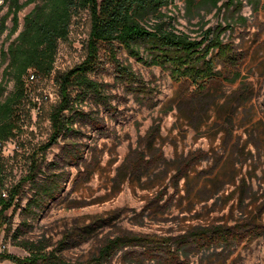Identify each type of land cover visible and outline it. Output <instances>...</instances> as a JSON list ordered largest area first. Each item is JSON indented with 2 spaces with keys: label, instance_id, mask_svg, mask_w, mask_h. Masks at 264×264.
I'll return each mask as SVG.
<instances>
[{
  "label": "rangeland",
  "instance_id": "obj_1",
  "mask_svg": "<svg viewBox=\"0 0 264 264\" xmlns=\"http://www.w3.org/2000/svg\"><path fill=\"white\" fill-rule=\"evenodd\" d=\"M33 6L19 12V30ZM239 8L203 9L201 18L188 17L185 0L167 9L191 37L201 23L206 29L231 21L223 37L235 62H219L220 76L200 88L175 82L168 70L136 60L118 44L100 45L90 75L99 96L74 101L83 116L44 150L59 100L57 77L87 54L89 13L72 19L52 73L35 77L20 106L21 132L0 147L5 187L18 191L1 219L0 254L24 258L18 243L41 240L46 251L84 263L107 241L128 239L106 264H264V0L256 10L246 0ZM4 67L0 58V83ZM120 67L137 82L128 83ZM12 90L9 82L0 102ZM29 178L53 179L57 187L34 212L25 209L33 193ZM214 229L225 231V241L192 237ZM179 236L186 240L177 245L134 241Z\"/></svg>",
  "mask_w": 264,
  "mask_h": 264
},
{
  "label": "trees",
  "instance_id": "obj_2",
  "mask_svg": "<svg viewBox=\"0 0 264 264\" xmlns=\"http://www.w3.org/2000/svg\"><path fill=\"white\" fill-rule=\"evenodd\" d=\"M240 1L185 0V13L191 18H201L199 11L203 9L207 12L215 10V13L222 6L240 9ZM246 1L256 10L260 0ZM173 3L174 0H5L3 6H7V10L0 17V58L5 64L0 90L3 93L9 82L13 83V90L0 102V147L21 132L19 109L27 99L30 85H33L27 80L29 73H34L37 78L48 77L52 73L58 44L67 40L72 19L81 11H87L90 16L87 54L80 64L57 77L59 100L49 116L51 134L44 150L73 132L74 120L83 116V111L74 107V101L81 103L88 95L99 96L101 87L90 75L98 62L102 44H118L136 60L168 70L175 82L186 80L197 88L206 80L220 76L221 72L217 70L219 62L233 65V45L224 41L223 37L232 28L231 21L226 20L206 29V23H201L199 35L191 37L178 30L174 18L168 15L167 9ZM31 4L34 6L23 17L19 30L18 14ZM9 18L11 27L7 25ZM120 70L128 83L137 82L133 72L125 67H120ZM29 180L33 193L25 209L34 212L43 202L53 198L57 187L53 179L43 182H36L34 178ZM5 184L0 170V229L3 213L13 206L18 195L17 190L8 191ZM226 236L225 231L220 229L192 234L193 238L204 241H225ZM147 240L155 243L153 245H177L186 237L179 236L172 241L153 237L134 239L137 243H147ZM126 241H107L96 257L84 263H71L53 251H46L41 240L21 241L18 246L27 253L26 257L3 253L0 260L16 264H106L109 256L124 247Z\"/></svg>",
  "mask_w": 264,
  "mask_h": 264
},
{
  "label": "built area",
  "instance_id": "obj_3",
  "mask_svg": "<svg viewBox=\"0 0 264 264\" xmlns=\"http://www.w3.org/2000/svg\"><path fill=\"white\" fill-rule=\"evenodd\" d=\"M34 79H35L34 73L30 72L28 77H27V80L30 81V82H33Z\"/></svg>",
  "mask_w": 264,
  "mask_h": 264
}]
</instances>
